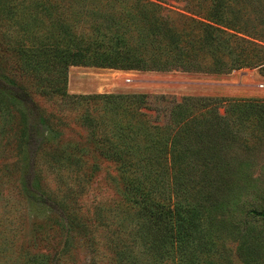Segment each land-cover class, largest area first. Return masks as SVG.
Listing matches in <instances>:
<instances>
[{
    "label": "rangeland",
    "instance_id": "1",
    "mask_svg": "<svg viewBox=\"0 0 264 264\" xmlns=\"http://www.w3.org/2000/svg\"><path fill=\"white\" fill-rule=\"evenodd\" d=\"M154 1L192 14L189 0ZM0 9V264H175L157 210L136 203L130 193L137 172L121 169L94 149L93 137L81 125L86 104L52 92L64 80L54 69L42 70L37 59L29 74L19 50L38 47L42 24L30 19L36 29L27 36L20 11L16 24ZM80 67L74 78L76 68L67 69L69 94L146 93L143 110L156 124L168 121L182 96L264 101L260 67L227 74ZM218 112L224 115V107ZM253 115L236 134L209 139L217 158L210 151L206 158L201 150L193 154L196 168L183 181L174 174L156 178H164L162 188L172 192L178 177L187 199L199 206L201 227L191 237L199 264H264V216L257 214L264 210V117ZM51 116L55 130L48 126ZM72 143L82 150L71 149ZM59 150L82 161L63 164ZM217 161L224 162L222 169ZM76 222L86 229L80 231Z\"/></svg>",
    "mask_w": 264,
    "mask_h": 264
},
{
    "label": "trees",
    "instance_id": "2",
    "mask_svg": "<svg viewBox=\"0 0 264 264\" xmlns=\"http://www.w3.org/2000/svg\"><path fill=\"white\" fill-rule=\"evenodd\" d=\"M2 1L4 17L18 24L20 11L26 18L23 26L27 36L34 35L36 29L28 22L30 19H37L44 28L38 47L19 50L29 74L38 66L35 59L42 70L59 72L63 87L52 92L63 100L86 104L81 125L93 137L94 149L121 169L137 172L130 193L135 194L136 203L151 204L147 207L157 210L159 225L163 224L170 235V259L175 264H199L191 237L200 230L203 214L187 199L179 178L183 181L196 168L193 154L201 150L206 158L209 151L216 153L209 139L218 134H236L253 114L264 117V101L182 96L170 108L168 121L156 124L143 110L149 103L146 93L69 94L67 69L89 66L227 74L260 67L264 71V0H189V16L165 9L154 0L55 1L59 5L52 0ZM65 11L69 12L67 17ZM80 28L84 34L77 33ZM222 106L224 115L218 112ZM228 114L235 117L228 118ZM52 119H48V126L55 130L58 126ZM70 147L82 150L78 143ZM62 150L65 152V148ZM62 150L58 159L63 164L82 161ZM223 164L217 161L216 167L222 169ZM169 174L179 175L172 192L162 188L164 178L158 179L161 184L156 181L159 175ZM171 200L175 202L171 204ZM257 214L264 216V210ZM75 225L80 231L86 229L78 222Z\"/></svg>",
    "mask_w": 264,
    "mask_h": 264
},
{
    "label": "crops",
    "instance_id": "3",
    "mask_svg": "<svg viewBox=\"0 0 264 264\" xmlns=\"http://www.w3.org/2000/svg\"><path fill=\"white\" fill-rule=\"evenodd\" d=\"M74 68H76V69H74L73 71H71V74H70V77L72 78V76H73V78H74V73H77L80 69L79 68H81L80 66H73ZM73 72V73H72ZM73 74V75H72Z\"/></svg>",
    "mask_w": 264,
    "mask_h": 264
},
{
    "label": "built area",
    "instance_id": "4",
    "mask_svg": "<svg viewBox=\"0 0 264 264\" xmlns=\"http://www.w3.org/2000/svg\"><path fill=\"white\" fill-rule=\"evenodd\" d=\"M261 87L263 86V85H260Z\"/></svg>",
    "mask_w": 264,
    "mask_h": 264
}]
</instances>
